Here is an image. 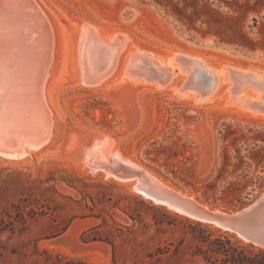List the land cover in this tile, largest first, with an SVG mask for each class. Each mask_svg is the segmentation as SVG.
Masks as SVG:
<instances>
[{"label":"rangeland","instance_id":"374dc122","mask_svg":"<svg viewBox=\"0 0 264 264\" xmlns=\"http://www.w3.org/2000/svg\"><path fill=\"white\" fill-rule=\"evenodd\" d=\"M170 1L38 0L55 36L56 138L30 160L0 161V264H192L200 221L87 170L84 146L95 134L209 208L239 209L263 193L264 117L216 107L221 88L195 105L119 81L76 85L67 48L83 18L142 49L264 71V0Z\"/></svg>","mask_w":264,"mask_h":264},{"label":"bare ground","instance_id":"6f19581e","mask_svg":"<svg viewBox=\"0 0 264 264\" xmlns=\"http://www.w3.org/2000/svg\"><path fill=\"white\" fill-rule=\"evenodd\" d=\"M43 8L38 0H0V161L8 164L22 163L34 153L37 154L46 148L54 141L55 127L57 129L58 114L55 112V103L52 102L50 88L54 74L55 36L49 22L50 19ZM74 26L67 49L76 85L82 88L100 90L117 84L116 81H119L118 83L124 85H136L145 90L158 91L168 95L172 91L175 94L172 96L179 100L187 102L191 99L195 105H201L212 97L217 87L224 85L226 88L230 85V83H226L227 70L224 67L239 70L243 74L248 72L246 67L241 65L240 67L236 64L223 63V61L221 64L210 61L207 63L203 62L207 60L189 54L195 61L200 64L204 63L203 66L215 75V86L212 91L204 98L197 99L192 91H184L180 94L176 91L181 78L179 76L184 75L171 60V56L179 50L161 53L136 47V44L129 43V37L124 31L118 28L101 30L84 18ZM132 53H144L145 58L151 62L154 55L162 56L163 58L156 56L158 62L155 65L157 68L163 69L166 74H170L169 81L146 80L143 75L138 79L124 77L125 65ZM213 64L217 66L212 68ZM253 69L252 76L255 79L264 76V71ZM260 73L263 74L260 75ZM177 79L178 83L176 84ZM170 83L176 85L172 90L167 87ZM227 97L226 91L222 90V95L214 102L215 106L237 114L264 117V114L244 107L243 104L246 100L258 99L257 95L247 89L241 90V94L231 103L226 101ZM31 128L40 135L36 137L35 134L34 136L29 134ZM104 138H112V148L102 152L99 156H92L94 148L99 146L100 141ZM84 147L82 164L86 166L87 170L89 168L91 172L103 171L107 176L102 172L100 173L102 177L113 176L120 179L118 181L113 178L118 182L130 185L132 189L134 186L142 196L156 201L151 195L139 189L137 183H140V179L124 178L104 169L95 168L97 163V165L100 164L99 162L109 163L110 152H114L115 157L121 156L117 152L118 147L112 136L105 133L95 134L93 141L91 140ZM149 176L154 177L155 175L149 172ZM159 182L162 181L159 180ZM162 184L168 190L178 191L167 183L162 182ZM157 202L166 205L170 210L183 217L199 221L195 216L179 211L166 201L158 199ZM200 222L218 226L212 222L203 220ZM226 231L231 232L230 230ZM235 235L247 242L244 237Z\"/></svg>","mask_w":264,"mask_h":264},{"label":"water","instance_id":"95a60500","mask_svg":"<svg viewBox=\"0 0 264 264\" xmlns=\"http://www.w3.org/2000/svg\"><path fill=\"white\" fill-rule=\"evenodd\" d=\"M156 56L163 58L162 56L154 55L155 59L153 58L151 62L145 58L144 53H132L126 62L123 76L130 79H138L142 78L143 75L146 80L154 81L162 79L169 81L170 74H166L163 69L156 67L155 63L158 62ZM163 60L165 61V59ZM171 60L185 76L180 79L176 89L179 94L184 91H192L197 99H202L212 91L215 86V75L203 66L204 63L200 64L195 59H192L189 54L180 51H176L171 56ZM203 62L208 63V61ZM211 66L214 68L217 65L213 64ZM224 68L227 70L226 83L228 82L230 85L226 88L224 85H220L219 87L228 94L226 101L228 103L233 102L241 94V90L247 89L249 92L257 95L258 99L253 101L246 100L243 104L244 107L264 114V76L255 79L252 76L254 67H246L248 72L244 74L230 67ZM31 129L29 134L33 136L35 134L36 137L40 135L35 133L33 128ZM111 148L112 138H104L100 141L99 146L94 148L92 156H99L102 152ZM117 152L121 156L115 157L114 152H110L111 159L109 163L99 162L100 164L97 165V163L95 168L104 169L124 178L134 177L138 180L140 179V183H137L139 189L151 195L156 201L158 199L166 201L179 211L195 216L199 221L216 223L220 228L230 230L233 234L244 237L248 243L264 249V191L252 202L239 209L221 210L209 208L182 191L168 190L163 187L162 182L160 183L157 180L158 178L156 179V176H154L155 178L149 176L150 171L148 169L141 166L132 158L123 155L119 149Z\"/></svg>","mask_w":264,"mask_h":264},{"label":"trees","instance_id":"16d2710c","mask_svg":"<svg viewBox=\"0 0 264 264\" xmlns=\"http://www.w3.org/2000/svg\"><path fill=\"white\" fill-rule=\"evenodd\" d=\"M154 1L161 5L171 3L170 0ZM210 226L202 222L192 224V264H264L263 248L243 242L229 231H220Z\"/></svg>","mask_w":264,"mask_h":264}]
</instances>
